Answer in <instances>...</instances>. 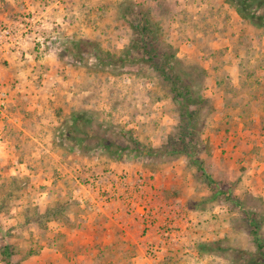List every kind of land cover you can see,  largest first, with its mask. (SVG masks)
Listing matches in <instances>:
<instances>
[{"label":"rangeland","instance_id":"rangeland-1","mask_svg":"<svg viewBox=\"0 0 264 264\" xmlns=\"http://www.w3.org/2000/svg\"><path fill=\"white\" fill-rule=\"evenodd\" d=\"M131 7L205 69L200 156L243 209L186 155L139 156L116 134L160 147L179 120L148 66L96 59L97 47L118 53L129 42L140 17ZM249 21L231 0H0V25L20 35L10 47L0 32V264H39L29 257L41 252L40 264H251L264 243V24ZM75 113L86 122L73 131ZM113 217L118 234L103 245L97 232ZM210 242L214 252L201 248ZM56 246L61 262L47 255Z\"/></svg>","mask_w":264,"mask_h":264},{"label":"trees","instance_id":"trees-1","mask_svg":"<svg viewBox=\"0 0 264 264\" xmlns=\"http://www.w3.org/2000/svg\"><path fill=\"white\" fill-rule=\"evenodd\" d=\"M231 2L235 4L237 12L249 19V22L255 25L264 24V0H231ZM238 2L240 3L238 4ZM132 8H128L127 13H130L131 16L138 14L140 17L136 22L130 21L132 37L129 42L118 53H111L97 47L95 50L96 59L106 65H132L140 62L142 65L148 66L157 79L168 87L171 97L177 101L179 120L175 134L170 135L169 142L160 147H147L124 130H120L116 134L131 141L133 143L132 153L139 156H163L173 160L180 155H186L187 163L195 167L209 186L215 187V194H222L224 200L243 209V201L232 195L229 187L220 186L217 180L207 173L200 156V152L207 149L206 145L204 149L200 148L202 140L199 127L202 122L200 114L208 106V99L198 93L197 87L203 81L205 69L197 65L186 64L177 57V50L162 38L161 29L150 13L142 12L140 9L133 11ZM71 119L69 128L73 131L81 130L86 122L78 113H75ZM76 140L79 142L81 139L76 138ZM102 143L105 147L113 144L106 141ZM113 156L116 157L117 154ZM246 213L247 222L251 224L253 231L257 232L260 226L259 219L249 208ZM260 241L261 239H258V243ZM200 246L204 249L208 248L207 252H214L211 249L219 245L210 242L201 243ZM259 251V255H251L250 259H247L251 264H264V243H259Z\"/></svg>","mask_w":264,"mask_h":264},{"label":"crops","instance_id":"crops-1","mask_svg":"<svg viewBox=\"0 0 264 264\" xmlns=\"http://www.w3.org/2000/svg\"><path fill=\"white\" fill-rule=\"evenodd\" d=\"M186 1L187 0H183V2L184 3H186ZM219 91V90H218ZM218 91L217 92H214V93H210L214 98H217L218 99V97H219V95H218ZM222 101V100H221ZM112 215H116V213H113ZM49 223V225H50V228L52 227H54L53 228V230H58V229H60V230H62V231H66V229H69L68 227H66V226H62L60 223H58V222H56V224H53L52 222H51V220L48 222ZM107 224H109L110 225V227H106V226H108ZM116 224H118L117 222H116V220H115V218L113 217V218H111V221L110 222H106V224H104V226L106 227H103V225H101L100 227H99V232H97V235H96V240H97V242H99V243H101V244H109L110 242H113V235L114 234H118V232H117V228H116ZM61 231V232H62ZM75 231V230H74ZM82 230H80L79 231V234H83V233H80ZM76 233H78L77 231H76ZM82 238H84V237H82V236H80V244L81 245H84V244H87V239H85V241H84V239H82ZM15 239L17 240V241H15ZM21 238H16V237H14V241L12 240V238H10V239H5V241H4V245H9V244H18V241L20 240ZM83 241L85 242V243H83ZM49 249V251L48 252H50V253H47V255H50V257L53 259V261H58V262H61V259L62 258H64V252L63 251H61L57 246H56V248H54V247H50V248H48ZM44 253L43 252H41V253H36V254H32L29 258H31V262L33 261V262H36V263H39L40 264V262H42L44 259H45V256L43 255ZM71 261V260H70Z\"/></svg>","mask_w":264,"mask_h":264},{"label":"built area","instance_id":"built-area-1","mask_svg":"<svg viewBox=\"0 0 264 264\" xmlns=\"http://www.w3.org/2000/svg\"><path fill=\"white\" fill-rule=\"evenodd\" d=\"M0 32L6 41V43H4V41H2V44L0 43V48H1V45H3V43L7 44V46H10V47L14 46L13 41H16V38L20 37V35H17V32L15 31V28H13V27H7V26L2 27L0 25ZM0 42H1V40H0ZM16 44H18V42H16Z\"/></svg>","mask_w":264,"mask_h":264}]
</instances>
